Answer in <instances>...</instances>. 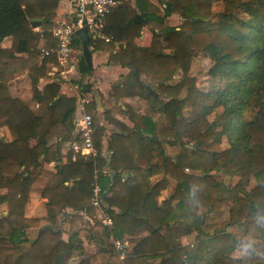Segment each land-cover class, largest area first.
Listing matches in <instances>:
<instances>
[{
  "label": "trees",
  "instance_id": "16d2710c",
  "mask_svg": "<svg viewBox=\"0 0 264 264\" xmlns=\"http://www.w3.org/2000/svg\"><path fill=\"white\" fill-rule=\"evenodd\" d=\"M159 2L163 12L150 0H138L142 11L132 19L118 8L107 18L105 35L125 45L122 53L111 55V62L130 70L114 84L115 100L145 99L165 122L126 106L134 123L129 128L106 113L109 124L119 130L109 141L111 158L103 156L105 129L96 127L97 155L86 159L75 154L64 163L62 148L74 140L79 111L59 103L57 82L40 89L57 64L55 54L43 56L41 49L57 48L51 31L59 0H0V206H7V215L0 213V264H71L76 257V264H120L112 237L132 246L124 264H262L264 0ZM217 4L222 12H215ZM171 15L183 19L180 27L168 25ZM145 26L153 40L149 47H140L136 41ZM10 37L12 47L3 48ZM200 55L211 61L207 91L191 74ZM79 70L84 76L93 73L83 55ZM16 74L29 80L40 113L11 94L4 79ZM5 127L12 140L2 135ZM224 141L226 149H213ZM172 147L179 149L176 154L168 152ZM137 157L148 161L147 169L136 167ZM52 163H59L56 173L44 167ZM217 172L238 182L229 187L217 180ZM36 173L48 179V189L72 183L67 200L50 201L42 219L26 217L27 201L22 198L26 181ZM157 176L162 179L153 183ZM171 178L177 187L160 202ZM97 183L107 193L104 201L113 228L101 221L92 229L83 227V214L95 213ZM223 206L230 209V226L243 227L245 237L259 241L248 243L242 258H230L240 243L234 235L205 230L208 216ZM68 208L75 214H67L64 230L58 217ZM32 229L38 230L33 240L28 235ZM193 235L195 243L184 245L182 240ZM85 240L97 249L86 258Z\"/></svg>",
  "mask_w": 264,
  "mask_h": 264
},
{
  "label": "crops",
  "instance_id": "0c3cea01",
  "mask_svg": "<svg viewBox=\"0 0 264 264\" xmlns=\"http://www.w3.org/2000/svg\"><path fill=\"white\" fill-rule=\"evenodd\" d=\"M138 0H122L119 1L120 5L118 8L123 7L127 13V16L132 19L135 15L141 14V7L137 4ZM148 1V0H144ZM150 2L160 8L159 0H150ZM74 4L75 0H59L58 8H56V17L53 21L54 27L58 24L63 22L69 21L72 18V14L74 13ZM115 10V12L118 10ZM114 12V13H115ZM113 13V14H114ZM168 25L172 27H180L183 23V19L179 15H171L168 17ZM36 31H42L41 28H38ZM12 38H7L2 43L3 48L10 49L12 47ZM153 40V34L149 30L148 26L143 28L142 34L137 39V44L140 47H149ZM43 45V43H42ZM79 47V46H78ZM92 49V64H93V73L91 75L84 76L80 73V61L81 56L83 53L75 54L76 65H77V72H74V76L72 77L73 82L78 83L76 85H72L68 82H63L61 85V92L58 98L59 103L66 109H70L74 106L77 107L79 111L78 120L82 116V110L85 109L88 111V108L93 107L92 111H89L95 116L98 117V114H106L110 113L111 117L128 126L129 128H134V123L131 121L130 117L128 116V111L126 106H131L134 111L140 116H151L145 112V110L139 107L140 104H145L147 101L145 99H141L140 97L137 98H127V99H120L119 101L115 100L113 96V87L114 84L123 77H126L130 70L115 63H112L110 60L111 55H116L118 53H122L125 49V45L120 42L110 41L106 42L104 40H100L97 42L96 45H90ZM82 51V46L79 47ZM53 69V68H52ZM52 70L49 73L48 77L42 79L40 82V89L52 83ZM145 83H148V79L146 77L142 78ZM4 81L7 82L8 87L11 91V94L14 97L20 98L23 102H26L30 105V107L37 113L41 112V106L33 99L32 87L29 80L25 77V75L16 74L13 77H6ZM89 99L91 103L87 106H83L82 100ZM33 100V103H31ZM139 107V108H138ZM158 114V113H157ZM160 115V114H159ZM103 116V122L98 124L97 120L95 125L96 127H102L105 130V135L103 138V156L105 158H111L112 152L109 148V141L111 135L115 132H119V130L114 127L113 125L109 124L107 119H104L105 115ZM155 121L156 120L153 116H151ZM99 118V117H98ZM100 119V118H99ZM77 120V121H78ZM161 122V121H158ZM6 128V127H5ZM8 131L9 137L8 140H12L11 133ZM96 130V129H95ZM94 130V131H95ZM96 132V131H95ZM37 141L35 139L34 143ZM174 148V147H172ZM177 149V148H176ZM173 150H168L170 154H172ZM97 155V152H96ZM72 156L75 159V154L70 151L69 149V142L66 143L62 148V159L64 163H68L70 161V157ZM136 167L147 169L149 164L146 159L142 157L136 158ZM57 164L59 163H52V164H45L44 167L46 170L50 172L56 173ZM125 178H128V174H124ZM162 179V176H157L152 179L153 183H156ZM48 179L41 176L40 174H34L29 180L25 183L24 192L22 193V198L27 201L26 206V217L28 218H45L47 217V204L51 202L55 203H62L65 202L68 198L70 188L72 187V183H66L59 185L58 187L54 188H47ZM177 187V181L175 179H171L170 186L167 190H165L160 198V202L169 198ZM110 194V193H109ZM5 209V207H4ZM6 215H7V206H6ZM67 214L72 215L75 214L73 209H66L59 217H58V226L62 229H67L69 218H67ZM84 216V228L92 229L96 221H100V214L97 209H95L94 214H83ZM33 233L35 235V239L38 235V230L32 229L28 232V235ZM145 234L144 236H147ZM192 237V236H191ZM191 237H186L182 240L184 245H189L190 243L186 241H190ZM70 235L68 233L64 234V240L68 241ZM85 247V254L84 258L92 256L96 253L97 249L95 246L89 244L88 241H84ZM127 242V241H126ZM129 243V242H128ZM79 260V257H76L71 264H76Z\"/></svg>",
  "mask_w": 264,
  "mask_h": 264
},
{
  "label": "built area",
  "instance_id": "2783aa9c",
  "mask_svg": "<svg viewBox=\"0 0 264 264\" xmlns=\"http://www.w3.org/2000/svg\"><path fill=\"white\" fill-rule=\"evenodd\" d=\"M120 2L117 0H75L74 13L69 21L56 25L51 31L54 40L57 42L56 49L42 48L43 56L56 55L57 64L53 66L52 81L62 84L69 81V76L75 71L77 65L75 54H81L82 51L78 47L77 32L87 28L90 36V44L96 45L100 40L106 42L113 41L112 37L105 35L107 26V18L115 12L119 7ZM91 103L89 99H83V106ZM81 118L76 121L75 130H73L74 140L69 142V149L74 154H81L86 159L96 156L94 146L95 134V117L89 111L83 109ZM94 197L92 205L100 214V221L103 225L113 228V220L108 215L105 198L107 193L102 190L97 183L94 186ZM119 255L120 264H124L125 259L131 252V245L126 241L117 240L114 237L111 239Z\"/></svg>",
  "mask_w": 264,
  "mask_h": 264
},
{
  "label": "rangeland",
  "instance_id": "374dc122",
  "mask_svg": "<svg viewBox=\"0 0 264 264\" xmlns=\"http://www.w3.org/2000/svg\"><path fill=\"white\" fill-rule=\"evenodd\" d=\"M160 8H161V10L163 12V8L164 7L160 5ZM222 11H223V7L221 5L217 4L215 6V12L219 13V12H222ZM209 66H211V61L205 55L197 56L195 58L194 62H193V65H192L191 74H193V76H195L197 78L198 87L201 90H203V91L209 90L210 86L212 85L210 77L208 75V71L210 69ZM73 76H74V73L69 76V81H67V82L72 84V85H76L78 83V81L77 82H73L72 81V77ZM178 80H179V77H178V79H176L173 82L176 83ZM31 103H33V100H32ZM139 107L141 109L145 110V112L148 113V115L153 116L156 120L161 121L162 123L165 122V118L162 115H159V114L153 112L151 110V108L148 106V103L140 104ZM102 115H105L104 119L108 120V115L107 114H98V117L100 119L97 116H95V120H97L98 124L101 122V120L103 122V116ZM2 135L5 136V138L9 137L8 131H7L6 128L2 129ZM227 147H228L227 142L224 141V143L222 145L214 146L213 149L214 150H223V149H226ZM170 149L173 150L172 151V155L176 154L178 152V150H179V149H176V148H169L168 150H170ZM186 172L191 173V171L188 170V169L186 170ZM215 176H216L218 181H222L223 183H225L229 187H233L238 182V178H231L230 179L226 175H224L222 173L220 174L219 172H217ZM171 179H170V183H171ZM255 184L256 183L253 180V183H252L251 187L253 185H255ZM4 207H5V209H4ZM5 212H6V205L0 206L1 215L5 216L6 215ZM230 219H231V216H230L229 207L228 206H223L221 211L216 212V213H212V214H210L208 216V219L206 220L207 222H206V225H205V230L210 235L216 234V232L218 230L224 232L225 234L234 235L235 238L240 241V243L236 247V250H234V252L230 254V258H242V257H244L245 253L247 252L246 250L249 249L248 243H250V244L251 243L258 244L259 241L255 240L253 238L245 237L244 232H243V227H241L239 225H236V226H232L231 225L230 226V222H231ZM29 236H31V238L35 237V235L33 233H30ZM195 238H196V236L193 235L191 237L190 241H186L185 244H187V242H189L190 244H194L195 243ZM230 241L231 240L229 239L227 242H229V244H231ZM261 262H262V264H264V255H262Z\"/></svg>",
  "mask_w": 264,
  "mask_h": 264
},
{
  "label": "water",
  "instance_id": "95a60500",
  "mask_svg": "<svg viewBox=\"0 0 264 264\" xmlns=\"http://www.w3.org/2000/svg\"><path fill=\"white\" fill-rule=\"evenodd\" d=\"M38 20L34 19L33 22H36ZM77 39L81 41V46H82V53L83 57L85 59V62L87 65L92 69L93 64H92V49L90 47V36L87 28H84L77 32L76 34Z\"/></svg>",
  "mask_w": 264,
  "mask_h": 264
}]
</instances>
